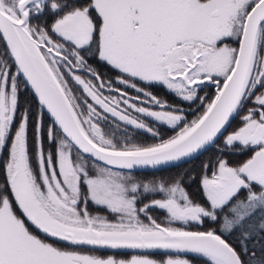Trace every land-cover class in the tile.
<instances>
[{
  "label": "snow or ice",
  "instance_id": "obj_1",
  "mask_svg": "<svg viewBox=\"0 0 264 264\" xmlns=\"http://www.w3.org/2000/svg\"><path fill=\"white\" fill-rule=\"evenodd\" d=\"M0 264H264V0H0Z\"/></svg>",
  "mask_w": 264,
  "mask_h": 264
},
{
  "label": "flooded vegetation",
  "instance_id": "obj_2",
  "mask_svg": "<svg viewBox=\"0 0 264 264\" xmlns=\"http://www.w3.org/2000/svg\"><path fill=\"white\" fill-rule=\"evenodd\" d=\"M169 134H171V133H169ZM105 254H107V253H105Z\"/></svg>",
  "mask_w": 264,
  "mask_h": 264
},
{
  "label": "rangeland",
  "instance_id": "obj_3",
  "mask_svg": "<svg viewBox=\"0 0 264 264\" xmlns=\"http://www.w3.org/2000/svg\"><path fill=\"white\" fill-rule=\"evenodd\" d=\"M191 118V117H190Z\"/></svg>",
  "mask_w": 264,
  "mask_h": 264
}]
</instances>
